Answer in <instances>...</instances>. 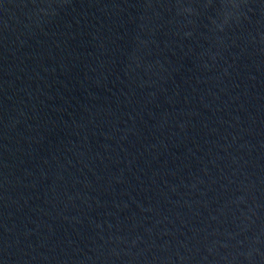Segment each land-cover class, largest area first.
I'll return each instance as SVG.
<instances>
[{
    "label": "water",
    "instance_id": "95a60500",
    "mask_svg": "<svg viewBox=\"0 0 264 264\" xmlns=\"http://www.w3.org/2000/svg\"><path fill=\"white\" fill-rule=\"evenodd\" d=\"M0 264H264V0H0Z\"/></svg>",
    "mask_w": 264,
    "mask_h": 264
}]
</instances>
